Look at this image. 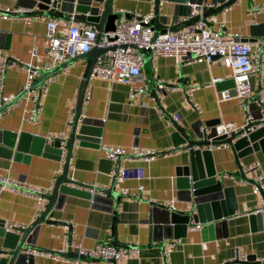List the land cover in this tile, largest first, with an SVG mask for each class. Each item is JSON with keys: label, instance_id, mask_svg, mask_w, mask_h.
Masks as SVG:
<instances>
[{"label": "crops", "instance_id": "obj_1", "mask_svg": "<svg viewBox=\"0 0 264 264\" xmlns=\"http://www.w3.org/2000/svg\"><path fill=\"white\" fill-rule=\"evenodd\" d=\"M186 1L161 0L159 9L160 13L168 15L167 24H175L177 28L185 26L189 9L199 3V14L208 13L213 26L224 21L252 42L256 53L264 54V43L261 42L264 40V7L257 10L255 7L257 4L264 6V0H235L227 6H221L225 0H188L191 1L190 8ZM17 2L0 0V6L14 9ZM113 6L124 11L120 19H132L139 13L154 11V0H114ZM44 16L49 17L10 13L3 18L0 15V34H3L0 35V67L6 58L3 75L6 92L22 85L25 77L22 62L31 56L32 47H37L40 59L44 58ZM66 20H72V17ZM16 56L21 62L13 60ZM86 62L84 56L75 58L68 62L66 69L60 70L57 77L47 81L46 90L39 96L42 107L38 119L22 117L25 104L22 99L2 110L0 173H8L36 186L52 187L59 159L55 142L50 140L49 134L67 128V110L76 105ZM142 73L147 82L146 90L135 94L132 100L128 97L127 83L111 81L101 75L88 76L86 86L90 87V95L83 101L87 127L78 145L73 143L71 146L73 157L69 169L76 181L100 187L113 185L116 192L123 188L129 193L122 191L116 205L109 210L92 204L88 187L68 182L72 190L58 203L61 206L52 207L47 218L54 219L40 222L35 234L36 245L42 249H57L63 245L67 233L83 244L116 240L115 244L119 246H137L139 251L129 252L119 259L97 258L93 264H162L163 242L179 235L182 240L170 252V264H217L233 256L235 251L246 252L252 259L263 257L264 207L261 211L252 209L261 203L264 188L253 191L256 170L246 167V163L257 160L264 169L262 135L242 142L234 140V146L212 145L206 152L204 144H199L192 147L193 151L188 141L182 140L171 118L174 116L183 129L197 139L202 138L195 131L194 126L198 124L199 127L224 121L242 124L245 120L243 98L236 94L221 98L219 90L223 85L207 83L213 76H229L230 67L217 59L212 63L203 59L176 61L171 55L160 54L152 55L151 61L144 59ZM251 76L254 88L245 101L248 111L259 117L261 99L264 100V61ZM152 79L169 83L164 85L163 92H158L163 108L158 106L150 92ZM189 83L201 84L192 93L197 107L184 96ZM76 139L78 137L74 141ZM101 140L127 147L137 144L160 152L149 160L122 157L121 161L131 171L113 183L112 167L116 161L100 150ZM192 157H195L197 172L205 173L214 168V179L220 185L212 192L221 194L215 198L216 205L207 206L206 202L210 200L189 202L178 191L180 179L192 169ZM140 183L143 185L141 189L138 188ZM172 198L177 204L176 210L168 205ZM46 202L47 198L43 208ZM36 205L34 195L8 185L0 186V247L4 245L1 224L14 221L30 224L43 209L38 211ZM165 208L170 211V220L175 222L166 231H158L155 227L164 218ZM220 218L226 219L225 227L215 225ZM63 220L71 222V227L66 228ZM196 220H202L204 224L190 227ZM74 252L69 248L65 254L75 255ZM59 255L53 257L36 251L32 264H75L61 258L62 253Z\"/></svg>", "mask_w": 264, "mask_h": 264}, {"label": "built area", "instance_id": "obj_2", "mask_svg": "<svg viewBox=\"0 0 264 264\" xmlns=\"http://www.w3.org/2000/svg\"><path fill=\"white\" fill-rule=\"evenodd\" d=\"M190 4V1H186ZM256 10L263 8V5L257 4ZM189 14L186 18H190L199 14V10L191 7ZM9 10L22 11L20 7L4 8L0 6V15L3 18H7ZM39 16V15H38ZM153 17V11L149 13H139L132 19H120L115 24L113 31L104 32L96 42L97 29L93 24L88 21L66 20L52 16H44L42 19L45 24V53L44 58L38 57L37 47L31 48V56L28 60L23 61V67L25 69V77L22 85L17 90H11L6 92L4 90L3 75L5 70V58L0 67V109L12 99L20 102L21 99L25 101L22 111V117L27 120H36L39 118L42 104L40 103L39 96L46 90L47 81L58 76L60 70L66 69L69 65L66 62L58 70L47 73L42 82L34 84V79L40 73L41 70H46L53 66L62 63L63 61L73 57L81 51L87 50L91 47L101 46L108 47L98 55L92 61L89 75L103 76L111 81L121 80L129 85L128 97L130 100L135 98V94H140L146 90L147 82L144 79L142 73V66L144 65V57L139 47H152V55H171L176 61H182L187 59H203L208 60L210 63L215 59L223 62L230 67V75L226 77L213 76L211 81L207 83L215 82L220 83L223 86L219 90L221 98L231 97L232 94H236L242 97V105L245 112V120L242 124H237L233 121H224L214 124L215 134H230L232 131L241 130L242 134L247 135V138L253 139L256 136L262 135L260 140H264V100L261 99V115L255 117L248 111L245 98L253 91L254 83L251 74L258 68L259 63L264 61V54L255 52L253 43L250 42L240 31H236L230 28L224 21L218 22L217 26H213L209 16L202 17L187 23L185 26L169 30L166 32L158 33L154 35V27L151 23ZM262 44L264 40L261 41ZM114 46V47H111ZM189 54V55H187ZM13 60L21 62L19 56L13 57ZM162 79L158 80V84L163 86ZM167 82V81H166ZM200 83H189L184 90V96L191 100L192 104L197 107L194 96H192L193 89L199 87ZM231 88H234L235 92H231ZM19 97L17 98V96ZM90 95V87H85L83 91L84 100ZM83 100V101H84ZM4 110V109H2ZM0 110V113L2 112ZM67 128L65 130H59L53 132L50 135V140L55 142V149L58 154L59 163L56 168V172L52 177L54 182L59 174L63 172V168L67 162L68 176L75 179L74 175L70 173L71 161L73 152L68 154L67 152V135L74 119V107H69L67 110ZM85 116L83 110V103L81 111L78 114L76 122V130L79 131L82 119ZM209 125H202L200 129L207 131ZM213 135L209 136V138ZM236 140V138H234ZM80 138L73 141L74 145H78ZM230 144L228 141L224 142H208L203 145V148L211 149L212 145ZM231 145V144H230ZM99 148L103 153L116 161V165L112 167L113 176L117 180L122 179L131 168H128L121 161L122 157H142L144 160H149L154 157L160 150L152 149L148 147H142L139 145H113L105 141H99ZM197 146V145H194ZM232 146V145H231ZM120 162L117 166V161ZM247 168L255 169V178L253 184V191L259 192L264 188V169L261 163L257 160L246 163ZM116 170L118 172L116 173ZM207 175H198L192 177L191 173L188 175V184L191 187V196L197 195L199 188H207L209 184L206 183ZM200 182H203L200 184ZM77 185L88 187L91 192L96 191L95 184L89 182L75 183ZM8 185L10 188L26 192L34 195L37 201V210L43 208V203L46 200V194L51 190L49 187H40L33 184H29L26 180L17 177H12L8 173H0V186ZM90 185V186H89ZM138 188H143V185L138 184ZM124 193H129L122 188ZM138 191L136 192V194ZM191 202V200L189 201ZM168 205L171 209H177V204L174 199L168 201ZM264 207V197H261V203L252 209L253 211H261ZM175 222V220H173ZM64 226L71 227V222L63 220ZM173 223V222H172ZM204 221L196 220L191 226H202ZM25 226L24 224L14 221L6 224V229H12L14 227ZM64 243L57 249H41L38 247H32L28 250L31 252L43 251L49 256L58 257L62 253L61 258L65 260H71L75 264H93L94 260L99 259H119L126 257L129 252H138L139 247L131 246L125 247L119 246L111 241L103 240L96 241L92 244H83L80 240H75L67 233L64 239ZM182 240V237L174 236L165 240L162 244V264H170V252L174 246ZM72 248L76 251L75 255H66L65 252ZM249 258L248 253L235 251L234 255L227 260L217 262V264H250L240 262ZM263 257L257 259L263 260ZM195 264V263H192Z\"/></svg>", "mask_w": 264, "mask_h": 264}, {"label": "water", "instance_id": "obj_3", "mask_svg": "<svg viewBox=\"0 0 264 264\" xmlns=\"http://www.w3.org/2000/svg\"><path fill=\"white\" fill-rule=\"evenodd\" d=\"M113 1L114 0H18L17 6H22L25 9L22 11H12L9 10L7 13L8 14H16V15H49L52 17H57V18H64V19H69L73 18L74 20H86L89 21L93 24L94 28L97 29V37H96V42L98 41L99 37L106 31H113L115 29V24L122 15L124 14L123 10H118L115 9L113 6ZM235 0H225L221 6H227L230 3L234 2ZM161 0H154V15L151 18V23L154 27V35L162 32H166L169 30L176 29L178 26H175V24H167V17L168 15L160 13L159 5H160ZM191 2V1H190ZM189 8H190V4ZM195 8L200 10V5L197 3L195 5ZM191 8L189 9L190 12ZM188 12V14H189ZM186 14V16L188 15ZM208 13H204L202 17H206ZM200 14H196L193 17L186 18L187 23L192 22L193 20H196L200 17ZM185 22V23H186ZM3 35V34H0ZM114 47V46H111ZM108 47H101V46H93L87 50L81 51V53L74 55L73 57H70L69 59L63 61L62 63H58V65L53 66L51 68H48L46 70H41L38 77L34 79V84L40 83L43 81L47 73L53 72L58 70L60 67H62L66 62H71L75 58L84 56L86 57L87 60V65L83 71L82 77H81V82L80 86L78 89V94H77V101L76 105L74 107V119L72 126L69 131V136L67 137V152L70 154L71 152V146L73 144V141L75 137L82 138L83 137V131L86 130V120L85 116L82 119L81 125L78 128L79 131L75 132L76 130V122L78 119V114L81 111L82 108V103H83V91L86 87L87 84V78L89 76L90 68L92 65V61L98 55L99 52H102ZM140 50L142 51L143 57L147 61H151L152 57V47H139ZM189 55V54H187ZM163 84H169L165 80L163 81ZM164 85L160 86L158 84V81L152 79V84L150 88V92L153 93L157 104L160 108L162 107V103L160 100V96H158V92L164 91ZM231 92L234 93L235 90L234 88H231ZM19 95L17 96V98ZM16 98L12 99L9 103L5 104L0 110L6 108L7 106L11 105L12 102L15 101ZM173 123L175 124L177 131L182 136V140H187L189 145L194 147V145H199V144H207L208 142H224L228 141L232 146L235 145L236 141L242 142V140L247 139V135H244L241 130H236L232 131L230 134H218L214 135L215 131L214 130V124L209 127V129L205 132L200 129V125L198 124L195 127V131L197 134L202 137L201 139L193 138L191 137L187 131L183 129V127L177 122L176 118L174 116H171ZM213 135V137L209 138V136ZM234 138H236V141H234ZM193 150V149H192ZM194 151V150H193ZM201 151V150H200ZM209 151V149H205V152ZM195 157H192L191 161V166L192 169L191 171H186L185 174L187 176L185 178L180 179V188L178 191L182 193V198L187 199V200H193L194 202H200V201H208L206 202V205H216L215 198L220 197V193H213L212 191L220 185L218 181H216L214 178V168L211 167L209 170H207L205 173L199 171L197 172L195 165ZM120 162V157L119 160L117 161V166ZM67 162L63 168V172L59 174L54 181L51 190L49 193L46 194L47 202L45 204V207L32 219L30 224L25 225V226H20V227H14V230L10 231L6 229V223L1 224L3 225V233H4V245L0 247V264H32L33 263V252L29 251V248L32 247H38L36 245L35 241V234L40 226V222L44 220H53L54 218H47L49 214H51V209L53 206H61L60 203L62 200H64L66 193L71 191V185H69L68 182H74V183H79V181H76L75 179H72L68 176V169H67ZM118 170H116V173ZM191 173V176L197 177L198 175H207L208 178L206 181L208 185L207 188H199L197 190V195L191 196V187L188 184V175ZM116 177H113V183L116 181ZM66 183V185L64 184ZM203 182H200V184ZM90 186V185H89ZM204 192H206L204 194ZM120 193H123L122 191L116 192L115 188L113 185L111 186H97L96 191L91 192V202L95 206L99 207H105L108 208L109 210L113 209V204L114 206L116 205V200ZM159 205L158 203H156ZM155 205V206H157ZM166 213L164 214V218L160 219L161 222H158L156 224L155 229L156 230H161V231H166L167 228H171L173 223V220H170V211L168 208H165ZM215 217H218L215 215ZM226 224V219L225 218H220L215 221V225H222L225 227ZM170 236V234H169ZM113 243H117L116 240L112 241ZM41 248V247H38ZM42 249V248H41ZM45 249V248H43ZM75 251V250H74ZM76 251L74 252V254ZM264 260V258H263ZM240 262L243 263H250V264H261V260L259 259H252L250 256L249 258L245 260H241Z\"/></svg>", "mask_w": 264, "mask_h": 264}]
</instances>
